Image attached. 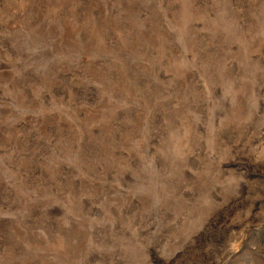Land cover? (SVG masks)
Masks as SVG:
<instances>
[{"label": "rangeland", "instance_id": "rangeland-1", "mask_svg": "<svg viewBox=\"0 0 264 264\" xmlns=\"http://www.w3.org/2000/svg\"><path fill=\"white\" fill-rule=\"evenodd\" d=\"M0 264H264V0H0Z\"/></svg>", "mask_w": 264, "mask_h": 264}]
</instances>
